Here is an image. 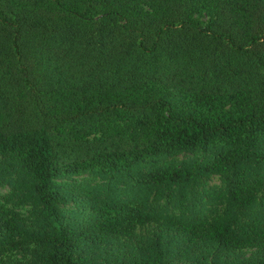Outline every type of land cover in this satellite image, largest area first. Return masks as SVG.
I'll return each mask as SVG.
<instances>
[{"label":"trees","instance_id":"16d2710c","mask_svg":"<svg viewBox=\"0 0 264 264\" xmlns=\"http://www.w3.org/2000/svg\"><path fill=\"white\" fill-rule=\"evenodd\" d=\"M263 182L264 0H0V257L35 244L33 264H103L112 233L189 201L187 238L118 263L264 264L194 254L264 240Z\"/></svg>","mask_w":264,"mask_h":264},{"label":"rangeland","instance_id":"374dc122","mask_svg":"<svg viewBox=\"0 0 264 264\" xmlns=\"http://www.w3.org/2000/svg\"><path fill=\"white\" fill-rule=\"evenodd\" d=\"M195 17L204 23H208L212 18L206 10L196 13ZM224 187L225 180L220 175L204 179L201 182L200 191L204 193L207 190V192L199 198L200 203L204 204L205 199L207 198H214L210 190L219 191L224 189ZM8 193H10V187L5 184L0 185V199L2 200V197L8 195ZM255 194L259 196V201L264 205V182L263 189ZM156 204L161 205L163 208L169 207L168 198L164 197L162 200H158ZM188 204L189 201L185 206L176 208L174 214H176L177 218L174 222L150 221L146 224L123 228L117 233H112L110 235V241L103 245L106 255L102 259L103 264H119V259L135 255L133 252L127 251L128 246L135 248L138 255V251L142 250L151 239L161 233L167 234L169 238L179 240L187 238L188 231L183 224V220L179 221V217L182 214H184V216H191ZM6 206L13 209L20 217L29 218L31 216L30 205H15L13 202H8L6 203ZM206 207H210L206 210L207 212H210L211 209L215 207V204L209 203ZM217 207L220 209L219 214L215 216L208 215L206 221L207 228L212 226L216 222V218H220V215L223 213L224 205H218ZM28 223H30V220ZM241 225L247 226V224L244 223ZM40 253V248L35 244H25L18 249L2 255L0 257V264H33L36 262V257ZM194 254H205L210 257L212 261L216 259H229L235 260L239 263H251L264 256V240H257L256 243L250 247L231 248L229 250H220L217 247L198 243L194 246ZM168 263L193 264V261L187 259H169Z\"/></svg>","mask_w":264,"mask_h":264}]
</instances>
